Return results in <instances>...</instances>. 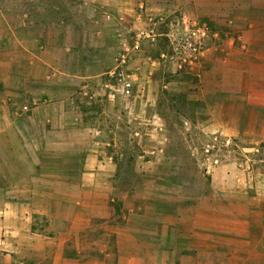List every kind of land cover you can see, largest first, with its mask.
<instances>
[{"label": "crops", "instance_id": "crops-1", "mask_svg": "<svg viewBox=\"0 0 264 264\" xmlns=\"http://www.w3.org/2000/svg\"><path fill=\"white\" fill-rule=\"evenodd\" d=\"M172 10L208 26L198 60L159 39L112 94ZM0 264H264V0H0Z\"/></svg>", "mask_w": 264, "mask_h": 264}, {"label": "built area", "instance_id": "built-area-1", "mask_svg": "<svg viewBox=\"0 0 264 264\" xmlns=\"http://www.w3.org/2000/svg\"><path fill=\"white\" fill-rule=\"evenodd\" d=\"M208 26L197 18L187 15L183 11H167L162 14L146 17V24L131 33V43L125 44L115 57V65L107 73L111 82L112 94L131 95L132 82L128 78L126 69L128 63L136 56L137 51L144 47H154L159 39H164L167 52H161V58H169L180 66H190L198 60L205 50V39ZM236 144L231 136L212 133L201 146V162L206 172L225 161L227 155L234 151ZM247 162L257 161L260 149L254 148L248 152Z\"/></svg>", "mask_w": 264, "mask_h": 264}, {"label": "rangeland", "instance_id": "rangeland-1", "mask_svg": "<svg viewBox=\"0 0 264 264\" xmlns=\"http://www.w3.org/2000/svg\"><path fill=\"white\" fill-rule=\"evenodd\" d=\"M190 135H192V133H189ZM197 137V136H196ZM195 137V138H196ZM190 138H191V136H190ZM192 138H193V141H191V144H189V146H190V149H192V150H196V148H197V150L196 151H198V153H197V158L195 157V156H193V159L195 160V162L201 167V169H203L202 168V166H201V164H200V157H199V154H200V152H201V150H200V147H199V145H200V143H198V145H196L194 142H196V140L194 139V135L192 136ZM237 150V149H236ZM235 154H236V152H235ZM199 158V159H198ZM203 171H204V169H203Z\"/></svg>", "mask_w": 264, "mask_h": 264}]
</instances>
